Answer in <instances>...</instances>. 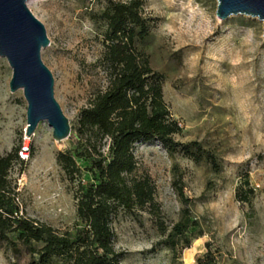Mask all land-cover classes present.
Listing matches in <instances>:
<instances>
[{
  "label": "rangeland",
  "instance_id": "1",
  "mask_svg": "<svg viewBox=\"0 0 264 264\" xmlns=\"http://www.w3.org/2000/svg\"><path fill=\"white\" fill-rule=\"evenodd\" d=\"M146 1L148 15L158 22L142 47L152 67L166 77L165 101L184 129L178 139L216 152L222 172L214 174L206 162L195 164L181 153L170 156L153 142L135 147L139 174L153 178L164 222L172 226L184 208L174 187L173 170L179 168L189 208L200 223L193 234L200 242L196 246L193 239L190 248L196 249L194 261H185L186 249L185 264H197L208 246L219 264H264V24L242 16L219 20L217 0ZM28 7L46 28L51 45L42 59L54 75L56 99L75 127L101 84L93 66L103 50V27L94 24L90 14L101 12L104 3L34 0ZM12 77L8 61L0 57V156L30 147L26 160L20 156L24 165H17L9 178L20 210L25 217L74 234V189L57 156L75 150V133L60 145L43 122L28 137V104L23 91L11 92ZM246 174L256 191L253 209L236 201ZM85 180L94 177L86 173ZM114 229L117 249L125 254L123 264L172 263L168 249L156 248L161 237L149 215L137 219L122 213ZM30 262L27 248L14 250L0 241V264Z\"/></svg>",
  "mask_w": 264,
  "mask_h": 264
},
{
  "label": "trees",
  "instance_id": "2",
  "mask_svg": "<svg viewBox=\"0 0 264 264\" xmlns=\"http://www.w3.org/2000/svg\"><path fill=\"white\" fill-rule=\"evenodd\" d=\"M98 1L104 8L91 13L90 19L103 27L99 35L103 50L93 66L101 84L72 127L75 150L57 156L74 189L75 233H61L22 214L17 189L9 180L11 171L24 165L16 149L0 156V241L14 250L21 245L27 248L30 264H123L125 254L117 249L115 219L122 213L137 219L147 214L161 237L156 248L171 252V264H185L182 254L192 247L193 239L198 240L193 234L200 223L189 208L183 177L175 167L174 187L184 208L180 220L166 226L157 186L149 174H139L135 147L157 142L170 156L181 153L195 164L206 162L217 175L222 172L220 158L202 143L184 144L178 139L184 129L165 101L166 77L152 67L142 47L158 22L148 15L147 1ZM86 173L94 177L92 182L85 180ZM255 199L246 174L236 190V201L253 209ZM197 264H219V258L208 246Z\"/></svg>",
  "mask_w": 264,
  "mask_h": 264
},
{
  "label": "water",
  "instance_id": "3",
  "mask_svg": "<svg viewBox=\"0 0 264 264\" xmlns=\"http://www.w3.org/2000/svg\"><path fill=\"white\" fill-rule=\"evenodd\" d=\"M32 0H0V57L13 70L12 93L23 91L28 104L27 136L32 137L42 122L53 129L60 145L72 136V126L55 96V78L42 59L50 47L45 26L28 7ZM217 18L257 19L264 24V0H217Z\"/></svg>",
  "mask_w": 264,
  "mask_h": 264
},
{
  "label": "bare ground",
  "instance_id": "4",
  "mask_svg": "<svg viewBox=\"0 0 264 264\" xmlns=\"http://www.w3.org/2000/svg\"><path fill=\"white\" fill-rule=\"evenodd\" d=\"M34 1V0H32ZM32 1H30L28 4H30ZM43 123V122H42ZM48 123V122H46ZM49 124V123H48ZM39 127V126H38ZM27 129H28V126H27ZM38 129V128H37ZM37 131V130H36ZM27 132V130H26ZM36 133V132H35ZM34 136V135H33ZM27 147H29V144H27ZM29 157V156H28ZM199 240L196 241V246L199 244ZM195 244V243H194ZM194 246V245H193ZM195 252H196V249H189L186 253H185V261L188 262V263H191L194 261V257H195Z\"/></svg>",
  "mask_w": 264,
  "mask_h": 264
},
{
  "label": "built area",
  "instance_id": "5",
  "mask_svg": "<svg viewBox=\"0 0 264 264\" xmlns=\"http://www.w3.org/2000/svg\"><path fill=\"white\" fill-rule=\"evenodd\" d=\"M30 152V147H22V150L20 151V156L23 160H26L28 158Z\"/></svg>",
  "mask_w": 264,
  "mask_h": 264
}]
</instances>
